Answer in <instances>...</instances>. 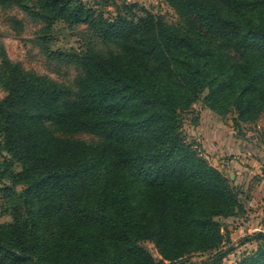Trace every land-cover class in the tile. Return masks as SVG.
I'll list each match as a JSON object with an SVG mask.
<instances>
[{
  "label": "trees",
  "instance_id": "obj_1",
  "mask_svg": "<svg viewBox=\"0 0 264 264\" xmlns=\"http://www.w3.org/2000/svg\"><path fill=\"white\" fill-rule=\"evenodd\" d=\"M166 2L181 24L125 2L106 17L84 0H0L41 22L49 59L81 71L69 85L27 69L0 36V182L17 197L0 264H220L233 249L216 218L242 211L239 195L182 125L205 91L235 124L260 118L264 0ZM59 21L118 49L54 50ZM237 264H264V242Z\"/></svg>",
  "mask_w": 264,
  "mask_h": 264
},
{
  "label": "rangeland",
  "instance_id": "obj_2",
  "mask_svg": "<svg viewBox=\"0 0 264 264\" xmlns=\"http://www.w3.org/2000/svg\"><path fill=\"white\" fill-rule=\"evenodd\" d=\"M84 1L106 17L113 16L116 5L120 6L125 2L136 4L139 9L142 8L144 11L160 15L172 24H181L182 22L179 15L166 0ZM41 27L42 24L38 19L32 18L17 5H0V36L11 59L20 62L27 69L47 75L58 82L76 85L81 74L80 69L74 64H63L51 60L45 55L39 39ZM50 38L51 47L54 50L74 49L81 51L89 45H93L104 53L118 49L117 44L105 43L98 39L85 24L69 26L65 22L59 21L54 25ZM5 94L6 92L0 88V98ZM206 94L207 91L203 93L193 108L184 114L182 131L187 141L197 144L208 160L224 172L239 195L243 206L242 211H238L233 216H218L216 218L221 225L224 236L222 248H233L220 264H237L244 256L255 252L264 242V208L258 210L259 213L256 217H252L250 216L253 214L252 208L248 205L254 190L264 178V167L261 168V172L253 174L251 172L252 165L246 157L240 156L238 153H229L230 151H223L224 153H222L220 149L217 150V147L221 145L220 141L224 140L225 145H227L226 148L234 143V146H238V150L251 149L253 155V152L257 150L255 145L264 140L263 125L260 123L264 122V111L256 122L240 120L235 124L234 118L237 114L234 109L225 114H218L210 110L204 104L203 99ZM57 134L61 135L58 132ZM75 136L87 140L97 139L96 136L84 132L75 134ZM217 155L219 156L217 157ZM231 159L238 161L244 170L241 171L232 164L227 165L225 163ZM2 160L3 157L0 156V161ZM222 160L226 161L222 163ZM13 168L19 170L21 166L14 162ZM9 184L8 179L0 182V222L12 221L13 212L17 209L15 201L17 197L13 194L14 192L5 190V186ZM20 189L21 186H17L15 192ZM261 204L264 207V202ZM257 234L262 235H260V239L247 240V238ZM143 245L157 260H162L153 242L146 241ZM211 255L212 253H196L192 259L202 261L210 258Z\"/></svg>",
  "mask_w": 264,
  "mask_h": 264
},
{
  "label": "crops",
  "instance_id": "obj_3",
  "mask_svg": "<svg viewBox=\"0 0 264 264\" xmlns=\"http://www.w3.org/2000/svg\"><path fill=\"white\" fill-rule=\"evenodd\" d=\"M260 123H262L261 125H263V134H264V122H260ZM221 139H225V138L222 137ZM219 141H220V139H219ZM220 142H221V145L220 146L218 145L217 150L220 149L222 151V153H224L223 151H230L229 153H238V154H240V156L242 155V156L247 158V161L252 165L253 169H251V172L253 174L254 173L257 174V173L261 172V168L264 167V140H263V142H259L258 144L255 145V148L257 150L253 152V155L251 153V149H244V151H243V149L238 150L237 149L238 146H234V143H233V145L228 146L226 148L227 145H225L226 143L224 142V140H221ZM244 148H245V146H244ZM218 156L219 155H217V157ZM225 161L226 160H222L221 162L224 163ZM225 163L227 165L232 164L233 166L237 167V169L239 168L241 171L244 170L243 166H241V164H239L238 161H236L234 159L227 160V162H225ZM262 202H264V178L259 182L256 189L254 190L252 199L249 200L248 205L251 206V208H252L251 210L253 212V214H250V216L256 217L258 215V213H259L258 210H262V208H264L261 204ZM260 205H261V207H260ZM258 207H259V209H258Z\"/></svg>",
  "mask_w": 264,
  "mask_h": 264
}]
</instances>
